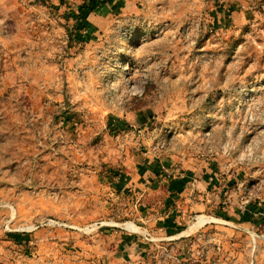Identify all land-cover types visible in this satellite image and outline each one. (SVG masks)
<instances>
[{
  "label": "rangeland",
  "instance_id": "rangeland-1",
  "mask_svg": "<svg viewBox=\"0 0 264 264\" xmlns=\"http://www.w3.org/2000/svg\"><path fill=\"white\" fill-rule=\"evenodd\" d=\"M0 264H264V0H0Z\"/></svg>",
  "mask_w": 264,
  "mask_h": 264
},
{
  "label": "water",
  "instance_id": "water-1",
  "mask_svg": "<svg viewBox=\"0 0 264 264\" xmlns=\"http://www.w3.org/2000/svg\"><path fill=\"white\" fill-rule=\"evenodd\" d=\"M64 98H65V103L67 104L68 103V99H67V95H66V93L64 92Z\"/></svg>",
  "mask_w": 264,
  "mask_h": 264
}]
</instances>
